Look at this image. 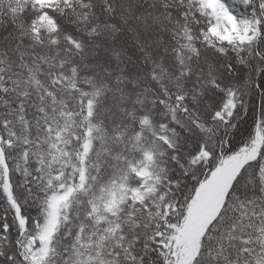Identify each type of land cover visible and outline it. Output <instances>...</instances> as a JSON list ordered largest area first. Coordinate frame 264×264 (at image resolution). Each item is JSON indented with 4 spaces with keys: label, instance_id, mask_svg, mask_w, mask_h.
<instances>
[{
    "label": "snow or ice",
    "instance_id": "1",
    "mask_svg": "<svg viewBox=\"0 0 264 264\" xmlns=\"http://www.w3.org/2000/svg\"><path fill=\"white\" fill-rule=\"evenodd\" d=\"M0 264H264V0H0Z\"/></svg>",
    "mask_w": 264,
    "mask_h": 264
}]
</instances>
